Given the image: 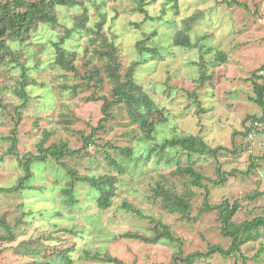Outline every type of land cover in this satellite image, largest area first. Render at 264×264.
I'll use <instances>...</instances> for the list:
<instances>
[{
	"label": "rangeland",
	"instance_id": "374dc122",
	"mask_svg": "<svg viewBox=\"0 0 264 264\" xmlns=\"http://www.w3.org/2000/svg\"><path fill=\"white\" fill-rule=\"evenodd\" d=\"M139 7L137 0H97L95 5L84 0L77 7H57L56 25L40 24L24 43H11L19 58L0 66V189L16 187L24 176L19 161L8 154L12 138L18 140L16 151L22 157L29 152L39 155L37 146L42 142L45 148L65 142L72 151H78L83 148L84 138L96 132L94 140L100 146L112 142L118 148L132 147L135 153L175 136L201 137L211 150L226 148L218 152L217 158L209 153L200 158L194 156L196 169L210 179L206 181L209 194L195 189L191 221L163 213L160 204L151 199L150 184L158 173L173 178L170 173L176 170V165L164 162L155 166L156 158L142 163L139 170L132 171L133 175L119 176L120 197L108 211H99L84 201L80 208L64 209L51 192L42 197L36 192L0 191V236L8 237L6 224L15 226L13 232L17 236L15 241L0 242V264H34L35 258L21 253L19 245L23 242L41 248L48 255L70 250L72 264H107L82 258L78 249L88 248L91 253L107 252L125 264H177L174 251L178 252L180 247L184 257L195 252L208 254L216 245L225 250L231 247L232 240L222 234L218 211L204 212L206 198L211 206L226 200L231 206L238 202L240 210L234 217L237 225L264 216V132L251 142L246 135L247 125L252 121L249 118L262 116V108L255 103L253 80L249 79L253 71L264 66V0H151L145 6L146 14H141ZM86 11V27L75 32L78 18ZM103 16L101 38L98 34V41L92 43L90 30L102 23ZM190 18H196L189 35L198 47L189 50L175 47V33L184 30ZM155 30L157 34L153 35ZM148 37L151 40L147 41V47L152 50L157 47L160 55L138 65L134 76L162 106L170 121L156 128L155 140L148 139L127 113L114 106L115 119L99 128L105 117L104 103L115 99L112 85L106 79L103 88L86 80L93 66H103L96 51H110L112 46L121 65L120 73L126 76L143 59L138 44ZM103 40L108 41L107 48ZM57 45L76 54L73 62L78 72H67L55 65ZM219 53H226L227 61L220 62ZM199 64L207 69L209 79L205 83L200 82L205 73ZM22 82L28 84L25 105L16 91L21 92ZM71 119L76 121L68 122ZM99 150L102 151L93 144L86 152L67 159L66 168L77 169L78 174L85 176L87 169L98 165L102 173L110 167ZM110 151L112 156L120 157L117 149ZM164 154L172 158L175 150L167 149L161 156ZM186 159L184 156L183 162ZM95 160L98 162L94 164ZM53 161L33 167L40 182L47 184L45 168L58 166ZM219 166L221 177L217 172ZM221 178L227 181L219 186L211 183ZM85 194L84 191L80 195V200ZM124 201L141 210L144 216L170 225L178 243L149 244L121 238L128 232L142 234L149 224L145 217L124 209ZM61 210L64 215H56ZM260 233L262 239L244 245L240 254L229 258L213 254L196 259V264H242L244 257L249 264L256 263L261 259L254 255L264 247V227ZM261 255L264 261V254Z\"/></svg>",
	"mask_w": 264,
	"mask_h": 264
},
{
	"label": "trees",
	"instance_id": "16d2710c",
	"mask_svg": "<svg viewBox=\"0 0 264 264\" xmlns=\"http://www.w3.org/2000/svg\"><path fill=\"white\" fill-rule=\"evenodd\" d=\"M94 5L97 0H88ZM139 2V12L141 14H146L145 6L150 3L151 0H137ZM153 1V0H152ZM172 0H168L171 2ZM84 0H0V66L9 63L15 57L19 58L16 55L11 47V43L18 41L24 43L29 39L30 34L38 28L40 24H51L56 25L58 22L56 16L57 7H67L73 8L79 5H82ZM175 9L178 10V5L176 4ZM104 15V14H103ZM104 17L101 24L97 26L95 30L91 29L92 38L90 39L92 43L98 41L97 35L100 36V31L104 25ZM196 18H190L187 20L188 24L185 26L184 30L178 31L173 37V45L175 47H181L184 49H196L198 46L196 43H193L189 35L193 22ZM88 22L87 11L78 18L76 23L75 32H79L86 27ZM157 31H154L155 35ZM71 31L68 32L67 37H70ZM101 38V36H100ZM151 40V37L142 41L141 44H138V50L143 59L137 62L131 67L126 76H122L120 73L121 65L118 62V58L115 55V51L112 49L110 51H96L98 53V59L102 60L103 66L95 65L93 66L92 72L86 76V80L90 81L97 87L103 88V82L106 79L112 85V95L115 99L114 102L104 103L103 115L105 116L99 122V128L103 126L104 122L109 121V119H115V115L112 113V108L115 106L118 109H121L123 113H127L132 119V122L140 127L141 132H144L148 139L153 138L155 140L156 128L160 127L163 122H169L170 118L164 116V109L162 106H159L153 96L149 95L143 87H141L137 79L134 76L135 68L143 64L144 62L151 61L160 55L158 48L155 47L153 50L147 47V41ZM105 47H108V41L103 40ZM101 46V44H100ZM57 58L55 59V65L61 70L67 72H78L76 66L74 65L75 53L67 52L63 48H60L57 45ZM148 55V57H147ZM220 62L227 61L226 53H219L217 56ZM20 66V64H17ZM200 68L203 69L205 73L200 77V82L205 83L209 78L206 76V70L199 64ZM25 70V69H23ZM264 66L260 70L252 72L251 79L253 80L254 92L257 95L255 103L262 108V116L259 117H250L252 120L249 125H247L246 135H249V132L253 130L254 122L259 121L264 123ZM25 77V76H24ZM28 84L26 82L21 83V92L17 93L23 97L24 105L28 100V92L26 91ZM205 113V111H202ZM157 119V121H156ZM74 122L76 120L71 119L68 122ZM68 124L67 122H63ZM264 132V129L256 130V135ZM96 137V132H94L90 137L84 138V145L78 151H72L69 148V145L65 142L58 145H52L49 148L44 147V143L37 146L39 155L29 152L25 155H21L16 151L18 145V140L12 138V148L8 152L9 155L16 157L19 161V165L24 169V176H22L18 185L14 188L7 189L1 188L0 191L8 194L14 192H30V193H39L42 197H46L48 192H51L52 198L59 205H64V209H76L78 206L80 208L81 201L85 203H90L95 205L99 211H108L114 207V202L116 198L120 197V187L119 183L121 182L119 176L133 175L132 171L139 170V166L142 163H146L152 158H156L155 166H161L162 163L168 162L174 163L176 165V170L170 173L169 178L166 173H158L156 176H153V180L150 184L151 190L153 191V199L160 204L161 210L163 213H168L169 215H180L182 219H187L189 221L193 220L192 209L194 206V197L196 196L197 190H204L203 193L209 194L208 186L206 181L210 180L206 178L202 173L196 169V158H200L206 154L212 155L214 158H217V154L220 150H226V148L221 147L218 150H211L207 143H205L201 137L198 136H188L182 138L179 136L173 137V139H166L165 142L161 145H156L151 149L141 150L135 153L132 147L130 148H118L117 146L112 145V142H107L105 146H100L99 142L96 143L94 140ZM256 137V136H255ZM252 140H249L251 142ZM146 142V140H145ZM95 145L99 150V155L104 158V162L110 167L109 169L104 168L103 172L100 173V166H95L96 168L87 169V174L81 176L78 174L77 169L70 170L66 168L67 159H71L79 156L82 152H86L89 147ZM105 149H108L105 151ZM118 150L117 154L120 156L116 158L112 156L111 151ZM160 150L158 152V150ZM173 149L175 150V155L171 158H167L164 154L161 156L165 150ZM243 149V148H241ZM246 150V149H245ZM140 156H136L137 154ZM145 155V157H144ZM186 156L187 159L183 162V157ZM96 158V155L93 156V160ZM142 159V160H141ZM55 160L56 165L50 166V170H46L47 173L45 176V181L47 184L42 183L38 180V175L33 167L38 164L44 165L53 163ZM98 162L95 160L94 164ZM61 165V166H60ZM252 168L248 172L251 173ZM222 168L219 166L217 172L221 177ZM237 173L230 176H235ZM33 180H36V184H33ZM227 181V178H221L219 181H211L215 186L224 184ZM40 182V184L38 183ZM42 183V184H41ZM60 184V185H59ZM86 194L80 200L83 192ZM54 192H57V195ZM59 193V194H58ZM258 196H262L259 194ZM207 199V198H206ZM205 199V210L204 212L209 213L212 211H218L219 221L223 225L221 228L222 234L225 238L232 240L231 247L228 250L223 249L221 246L216 245L211 248L208 254L202 252H195L186 257L183 256L182 248L175 252L174 260L177 264H196V259L199 258H208L213 254H220L229 258L236 254L241 253V248L252 242H258L262 239V234L260 230L264 227V216L255 218L251 221H246L240 225H237L234 222V217L240 210V204L236 202L233 206L226 200L223 204L218 206H211L208 201ZM252 200H256L257 197H251ZM124 209L128 212L133 213L139 217H145L148 220V227L145 232L140 234L139 232L130 233L128 232L121 238H128L139 240L149 244H168V241L171 243H178L173 235L170 225L165 224L162 220H155L152 216H144L143 212L139 209L133 207L127 201L123 202ZM264 211V207H263ZM56 215L63 216L64 210H61ZM1 223V222H0ZM7 236L1 237L0 242L7 240L9 242L16 240V234L13 232L15 226H9L6 224ZM72 233V232H70ZM35 244V242H34ZM20 246L21 253L26 257L35 258L34 264H72L74 261L71 256L70 250H61L57 252L56 255H48L44 253V250L41 248H33V245L28 242H23ZM171 249H174L172 246H169ZM178 248V247H175ZM82 258L93 261H102L107 264H125L123 261L110 255L107 252L102 253L100 250L95 253H91L88 249H78ZM1 253V250H0ZM264 254V247L259 249L254 258L261 259L253 264H263V259L261 258ZM39 258V259H36ZM248 259L244 257L242 264H249Z\"/></svg>",
	"mask_w": 264,
	"mask_h": 264
},
{
	"label": "built area",
	"instance_id": "2783aa9c",
	"mask_svg": "<svg viewBox=\"0 0 264 264\" xmlns=\"http://www.w3.org/2000/svg\"><path fill=\"white\" fill-rule=\"evenodd\" d=\"M261 128H264V123H260L259 121L254 122L253 130L249 133V139L252 140L255 136L256 130Z\"/></svg>",
	"mask_w": 264,
	"mask_h": 264
},
{
	"label": "clouds",
	"instance_id": "9594fccd",
	"mask_svg": "<svg viewBox=\"0 0 264 264\" xmlns=\"http://www.w3.org/2000/svg\"><path fill=\"white\" fill-rule=\"evenodd\" d=\"M251 126H253L252 124H250ZM261 129H264V128H261ZM251 132V131H250ZM249 132V133H250ZM255 136H256V132H255ZM255 136H254V138L252 139V140H254L255 139ZM248 137H249V135H248ZM249 139V138H248ZM250 140V139H249Z\"/></svg>",
	"mask_w": 264,
	"mask_h": 264
}]
</instances>
